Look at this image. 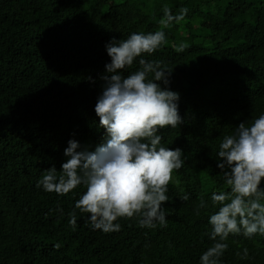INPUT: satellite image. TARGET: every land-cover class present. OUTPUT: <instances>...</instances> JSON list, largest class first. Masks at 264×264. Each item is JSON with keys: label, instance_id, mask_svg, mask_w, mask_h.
<instances>
[{"label": "trees", "instance_id": "1", "mask_svg": "<svg viewBox=\"0 0 264 264\" xmlns=\"http://www.w3.org/2000/svg\"><path fill=\"white\" fill-rule=\"evenodd\" d=\"M165 5L173 15L186 7L185 19L121 74L137 71L141 58L160 61L172 70L167 87L179 93L183 123L157 133L185 161L162 204L167 226L119 218L121 230L105 234L77 210L73 230L68 214L85 187L59 196L36 183L46 169L60 170L70 139L89 151L104 142L94 107L110 63L105 45L161 30ZM182 42L189 47L177 52ZM261 113L264 0H0V264H200L213 243L209 216L219 210L211 195L228 191L216 166L219 143ZM225 242L220 264H264V236Z\"/></svg>", "mask_w": 264, "mask_h": 264}, {"label": "clouds", "instance_id": "2", "mask_svg": "<svg viewBox=\"0 0 264 264\" xmlns=\"http://www.w3.org/2000/svg\"><path fill=\"white\" fill-rule=\"evenodd\" d=\"M187 12L185 7L173 15L165 5L158 20L161 30L132 33L123 40L112 38L105 45L110 63L105 64L106 74L100 77L102 91L94 107L98 127L105 130L104 142L89 151L70 139L60 170L55 166L46 169L36 183L37 188L42 186L45 192L59 196L77 186L85 187L68 214L73 230L77 226V210L88 214L93 230L105 234L121 230V225L115 223L119 218L136 217L142 229L167 226L162 204L169 201L166 193L173 172L185 161L181 159L182 149L161 146L162 137L157 133L183 123L178 110L179 93L167 87L172 70L160 61L141 58L137 71L127 76L121 73L137 57L151 55L164 45L163 29L183 21ZM188 47L182 42L175 50L183 52ZM216 157L228 191L211 195L212 204L220 207L209 216L211 228L206 235L213 243L200 256V264H220L230 234L242 233L248 239L257 234L264 236V113L250 123L242 121L234 134L224 136ZM179 199L187 201L189 196L184 193ZM204 206L201 200L200 207ZM57 211L63 214L59 207ZM60 247L59 243L53 245L54 250ZM241 258H248L246 248Z\"/></svg>", "mask_w": 264, "mask_h": 264}, {"label": "rangeland", "instance_id": "3", "mask_svg": "<svg viewBox=\"0 0 264 264\" xmlns=\"http://www.w3.org/2000/svg\"><path fill=\"white\" fill-rule=\"evenodd\" d=\"M210 201H211V198H210ZM211 203H212V201H211ZM213 205V204H212ZM214 206V208H216V209H219V207H220V205H213Z\"/></svg>", "mask_w": 264, "mask_h": 264}]
</instances>
